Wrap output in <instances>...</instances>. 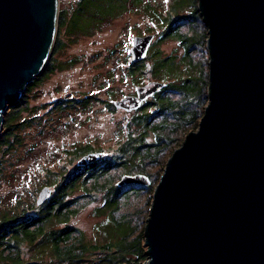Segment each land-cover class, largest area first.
Listing matches in <instances>:
<instances>
[{
  "label": "rangeland",
  "instance_id": "374dc122",
  "mask_svg": "<svg viewBox=\"0 0 264 264\" xmlns=\"http://www.w3.org/2000/svg\"><path fill=\"white\" fill-rule=\"evenodd\" d=\"M124 1L59 0L47 65L21 100L9 106L10 112L21 110L25 121L15 130L18 143L11 149L0 146V212L13 208L16 222H30L47 207L36 203L43 186H51L48 201L55 193L51 174L58 183L62 175L80 176L87 187L66 199H73L69 207L75 211L65 221L44 220L48 238V232L67 228V241L55 247L44 240L45 231L35 244L24 239L17 264H139L148 259L144 230L154 188L174 149L198 128L209 101L208 27L199 0ZM148 34L153 40L136 64L130 53L133 37ZM150 81L165 86L141 109L114 106ZM64 99L72 100L56 107ZM18 121L16 114L8 119ZM5 125L4 120L0 141ZM82 148L102 151L104 157L78 168ZM135 173L149 176V184H116ZM19 199L26 202L24 209ZM12 253L9 247L1 256Z\"/></svg>",
  "mask_w": 264,
  "mask_h": 264
},
{
  "label": "water",
  "instance_id": "95a60500",
  "mask_svg": "<svg viewBox=\"0 0 264 264\" xmlns=\"http://www.w3.org/2000/svg\"><path fill=\"white\" fill-rule=\"evenodd\" d=\"M208 27L209 101L153 192L139 264H264V0H199ZM59 0H0V132L53 49ZM153 35H136L137 63ZM165 86L150 81L114 102L126 111ZM102 151L82 155L85 166ZM144 173L116 183L149 184ZM51 188L43 187L37 204Z\"/></svg>",
  "mask_w": 264,
  "mask_h": 264
},
{
  "label": "trees",
  "instance_id": "16d2710c",
  "mask_svg": "<svg viewBox=\"0 0 264 264\" xmlns=\"http://www.w3.org/2000/svg\"><path fill=\"white\" fill-rule=\"evenodd\" d=\"M124 3L126 5V0L124 1ZM53 47H54V45H53ZM136 64H138V63H136ZM36 79H39V75L37 76ZM36 79L34 80V82L36 81ZM10 110L11 109H9V112L5 118L6 134L1 138V141H0V146L5 147V148H9V149H11L10 147L13 145L14 142L18 143V137L16 136L15 130L17 128H20L23 124V121H25L24 120L25 118L20 116L22 114L21 110L20 111H12V112H10ZM15 114H16V118L18 117L20 121L9 123L8 122L9 117L12 115H15ZM78 149L79 148L77 146L76 150H78ZM82 150H83L82 152L85 153L86 150H84L83 148H82ZM89 151H91V150H89ZM76 156H78V155H76ZM1 167H2V165H1ZM1 167H0V169H1ZM78 168L83 169L84 166H78ZM3 176H4L3 172H2V170H0V179ZM49 178H50L49 183H51L55 186V189H56L55 193H54L53 197L51 198V200L48 201V199L50 198L49 197L46 201H44L45 204L42 206L47 205V207H42L37 214H34L35 217L31 218L30 222H27V223H25L23 221L16 222L17 217H15L14 215L18 211H15L13 208H5L3 211L0 212L2 214L0 216V264H9V263H11L12 260L14 261L13 264L21 263L20 260L18 259L19 246H20L21 241L26 239L27 241L31 242L30 244H35L37 242L36 237L46 235L47 232L44 229V224H45L44 220H46L48 222L65 221L68 218V216L70 215V213L75 211V209L71 210L72 208L69 207V203L73 199L72 200H66V199L68 197H72L73 193L76 190L82 191V190H86V188H87L85 180L82 179L80 176H70V177L66 176L65 177V175H62L60 183H58V181L54 179V174H51L49 176ZM46 186L51 187L50 184L49 185L46 184ZM107 188L109 189V191L114 190L111 186H110V188L109 187H107ZM19 201L23 204V209H24L25 203L26 202L30 203L31 199H29V198L25 199L26 202H24L22 199H19ZM41 204H38V205H41ZM116 209H117V207H116ZM113 211H115V206L113 208ZM28 217H30V216H28ZM28 217H25V218H28ZM33 221H35V222H33ZM36 223H38V224L36 225ZM44 231H45V234L40 235ZM48 234L50 235V238H48L46 235L44 240H46V239L51 240L52 243L56 247L57 245H60V243L67 241V239H65V237L70 236V230L67 228H64V229H61L59 231V233L53 234V232L50 231V232H48ZM79 239H81V238H78V241H79ZM136 246H138V243L136 244ZM9 247H11V249H15V253H12L10 256H4V257L1 256V254L5 250H7ZM139 247L140 246H138V248ZM126 248L130 249L132 247L129 246V247H124L122 249L126 250ZM118 249H120V248H118Z\"/></svg>",
  "mask_w": 264,
  "mask_h": 264
},
{
  "label": "flooded vegetation",
  "instance_id": "af4514ba",
  "mask_svg": "<svg viewBox=\"0 0 264 264\" xmlns=\"http://www.w3.org/2000/svg\"><path fill=\"white\" fill-rule=\"evenodd\" d=\"M47 65V62H46V64H45V66ZM45 66H44V68H45ZM44 68H43V70H44ZM68 89H66V91H67ZM148 99V98H147ZM146 99V100H147ZM70 100H72V99H64V101L61 103V102H59V103H56L55 105H56V107H59V106H61V105H63L65 102H68V101H70ZM146 100H144L143 102H142V104H141V106L138 108V109H135V110H139V109H141V107H143L144 106V103L146 102ZM135 110H131V111H128V112H133V111H135ZM88 152H90V151H88ZM88 152H85V153H83L82 155H84V154H86V153H88ZM81 155V156H82ZM80 156V157H81ZM79 156H77V161H76V165H77V167H78V164H77V162H78V160H79V158H80ZM97 163V161H95L94 163H92V164H90V165H87V166H92V165H95ZM87 166H84V168L85 167H87Z\"/></svg>",
  "mask_w": 264,
  "mask_h": 264
}]
</instances>
